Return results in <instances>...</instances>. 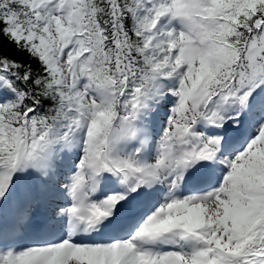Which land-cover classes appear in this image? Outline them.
<instances>
[{
  "label": "snow or ice",
  "instance_id": "obj_1",
  "mask_svg": "<svg viewBox=\"0 0 264 264\" xmlns=\"http://www.w3.org/2000/svg\"><path fill=\"white\" fill-rule=\"evenodd\" d=\"M0 264H264V0H0Z\"/></svg>",
  "mask_w": 264,
  "mask_h": 264
}]
</instances>
